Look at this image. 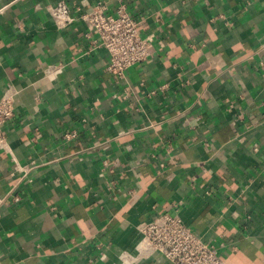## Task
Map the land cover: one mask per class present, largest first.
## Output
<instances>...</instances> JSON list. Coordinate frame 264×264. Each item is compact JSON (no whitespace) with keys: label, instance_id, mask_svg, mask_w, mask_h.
<instances>
[{"label":"crops","instance_id":"1","mask_svg":"<svg viewBox=\"0 0 264 264\" xmlns=\"http://www.w3.org/2000/svg\"><path fill=\"white\" fill-rule=\"evenodd\" d=\"M59 1L0 0V264H119L161 211L264 264V0H66L140 20L153 54L123 77Z\"/></svg>","mask_w":264,"mask_h":264},{"label":"built area","instance_id":"2","mask_svg":"<svg viewBox=\"0 0 264 264\" xmlns=\"http://www.w3.org/2000/svg\"><path fill=\"white\" fill-rule=\"evenodd\" d=\"M107 8L105 3H96L76 15L66 0L48 6L53 19L62 26L81 19L88 28V35H96L94 43L107 49L108 69L123 77L132 65L151 57L154 45L150 37L142 35L140 20L124 5L118 8L117 15L108 13ZM15 111L14 98L4 93L0 97V144L4 146L5 127ZM74 136L75 133L66 135L68 139ZM15 199L19 201L20 196ZM137 227L140 232L137 253L124 251L119 264H136L155 254H161L171 264H225L216 244L206 241L177 212L161 211L141 220Z\"/></svg>","mask_w":264,"mask_h":264}]
</instances>
